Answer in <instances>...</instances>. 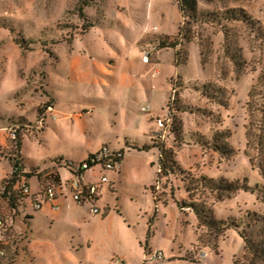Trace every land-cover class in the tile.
Segmentation results:
<instances>
[{
    "label": "rangeland",
    "instance_id": "374dc122",
    "mask_svg": "<svg viewBox=\"0 0 264 264\" xmlns=\"http://www.w3.org/2000/svg\"><path fill=\"white\" fill-rule=\"evenodd\" d=\"M197 2L199 18L184 29L175 0H0V180L17 160L45 170L58 157L79 163L88 150L125 151L115 170L87 172L109 179L99 214L76 204L72 176L60 170L66 198L59 210L44 203L32 211L29 228L18 223L15 264H264L238 231L213 234L181 208L188 173L264 185L248 145L264 104V0ZM228 9L255 24L206 21ZM162 41L178 46L160 49ZM206 84L222 89L217 100L195 89ZM220 132L231 156L198 143ZM153 140L174 152L185 174L158 181L159 152L128 148ZM191 200L212 205L217 220L264 216L258 192L207 191ZM261 229L252 232L257 243ZM147 250L164 260L149 262Z\"/></svg>",
    "mask_w": 264,
    "mask_h": 264
},
{
    "label": "trees",
    "instance_id": "16d2710c",
    "mask_svg": "<svg viewBox=\"0 0 264 264\" xmlns=\"http://www.w3.org/2000/svg\"><path fill=\"white\" fill-rule=\"evenodd\" d=\"M178 4V8L182 13L183 17L187 19V26L191 25L192 22H195L199 18L198 14V2L197 0H175ZM208 1H216V0H208ZM206 21L213 22H223V21H232V22H242L246 23L249 26H253L255 23L243 10L240 9H228L224 13L215 16V18L211 19L210 17H206ZM94 25L89 23L86 25V30L93 28ZM85 30V31H86ZM22 44H25L21 41ZM19 43V44H21ZM178 43H168L167 41H162L159 43L160 49L164 48H176ZM237 64L240 65L239 60H236ZM210 84H206L203 87H195L197 91H200L204 96L212 99H218V92L222 91V89H216L215 87H210ZM175 89V88H174ZM178 100L174 99L172 104L175 107V110L179 111L177 104ZM51 106V105H47ZM52 108V107H49ZM48 108V109H49ZM170 110V103L168 105ZM47 110V109H46ZM260 109H258L259 111ZM41 112V110H40ZM262 118L260 120V124L257 126L259 132H254L249 130L248 145L250 147H254L257 152L256 157L251 158V162L255 163L258 169L260 170V174L264 179V104L262 105ZM44 114V113H43ZM46 117H43L41 122L45 124ZM44 127L42 128V131ZM179 130L176 129V132ZM14 137L16 140L18 137L17 145L21 148V135L17 131L14 133ZM226 134L223 132L216 133L211 142L208 141H198L199 145L206 146L208 148L213 149L215 152L223 155V156H231L234 150L227 144L225 141ZM201 140V138H200ZM128 144L126 143V146ZM18 147V148H19ZM110 151L113 152L117 157H113V161L120 166L125 158V151L123 147L115 148L111 146H105ZM128 148L131 150H137L139 152H149L152 150H157L159 152V173H158V181L164 177L169 178L170 176L180 174H185L186 171L180 167L178 164L175 154L171 149L166 148L165 144L162 141L153 140L150 143H145L140 145L138 143H134L132 146L128 145ZM99 150L96 152L89 153L80 163L88 162L90 167L92 168L96 166V163L93 164L92 160L99 155ZM75 164L71 161H64L62 157H58L51 162V167L45 170L40 169L39 167H31L27 169L23 166V164L17 160L11 172L3 179L0 180V205L3 203L9 211V216L5 215V212L0 209V216L4 220V225L0 230V249L4 248L6 251V255L3 258H0V264H15L12 256H9L11 248L16 250L15 246L21 243L19 239L16 237V227L18 223H22L25 227H30L33 225V216L31 215L32 211L35 210L32 208L30 204V199L33 198L34 194L40 191L47 190L48 188H53L60 196H62V178L60 174V170L62 168L67 169L69 172H75ZM85 171H80V173ZM182 181L185 182L184 189L188 194V200H183L181 203L182 209H190L192 210L198 218V221L201 226L207 227L213 234L224 233L228 230H236L239 232V235L243 239L245 243V248L249 254H251L255 258H264V216L257 215L256 213H249L245 219L236 220L229 219L228 221L217 220L212 205H206L204 203H197L191 200L194 195L199 193H205L207 191L211 193H231L235 194L241 191L250 192L255 194L258 192L259 196L262 197V201L264 203V185L255 187H251L248 184V180L244 179L243 181H228L226 179H214L209 178L206 175H202L199 177H194L190 173L185 177H183ZM35 182V185L33 184ZM25 187L30 189L29 193L25 192ZM173 192V188H172ZM261 225V232H259L260 240L258 243L254 240V236L252 232H254L255 228ZM11 247V248H10ZM17 251V250H16ZM151 253L150 250H147V255Z\"/></svg>",
    "mask_w": 264,
    "mask_h": 264
},
{
    "label": "built area",
    "instance_id": "2783aa9c",
    "mask_svg": "<svg viewBox=\"0 0 264 264\" xmlns=\"http://www.w3.org/2000/svg\"><path fill=\"white\" fill-rule=\"evenodd\" d=\"M144 63H150V53L145 52L143 56ZM158 73V69H156L155 74ZM147 111V110H145ZM163 126V122L159 121ZM99 155L92 160V163L96 166L92 167H102L103 170H115L118 166L114 161L113 157H117L110 151L107 147H102L99 150ZM72 166H75V172L71 173L72 178L67 183L68 188L71 190L73 194V199L76 204L80 207L88 206V209L93 214H99L100 209L97 207V203L99 198H101L103 194V190L106 184L109 183V179L105 174H101L97 181H89L86 178L87 172L92 169L89 168L90 165L88 162L75 163ZM80 171H85L81 172ZM63 182V181H62ZM25 192L29 193L30 189L25 187ZM62 196H60L53 188H48L47 190L40 191L34 194L33 198L30 199V204L35 211H39L42 209L44 203H48L52 206L54 210H59L61 206H57L56 203L60 198H66L64 195V187L62 185ZM1 209V208H0ZM1 212V211H0ZM4 225V220L0 216V230ZM6 251L4 248L0 249V258L5 257ZM148 261L151 263H157L161 260H164V254L161 251H154L148 254Z\"/></svg>",
    "mask_w": 264,
    "mask_h": 264
},
{
    "label": "crops",
    "instance_id": "0c3cea01",
    "mask_svg": "<svg viewBox=\"0 0 264 264\" xmlns=\"http://www.w3.org/2000/svg\"><path fill=\"white\" fill-rule=\"evenodd\" d=\"M122 146H123V145H122ZM122 146H121V147H122ZM121 147H120V148H121ZM89 153H92L91 150H88L86 155H88ZM122 163H123V162H122ZM86 178H87L89 181H94V180H92V179H90V178L88 177V173L86 174ZM103 191H104V190H103ZM45 218L49 219V217H47V216H46ZM49 220H50V219H49ZM51 221H52V220H51ZM52 223H53V222H52ZM150 251L152 252V250H150ZM156 251H158V250H156Z\"/></svg>",
    "mask_w": 264,
    "mask_h": 264
}]
</instances>
